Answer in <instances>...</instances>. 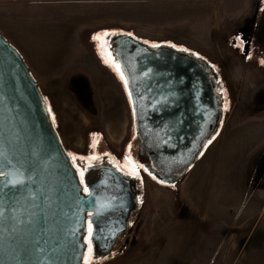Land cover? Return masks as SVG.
Listing matches in <instances>:
<instances>
[{"label":"rangeland","instance_id":"obj_1","mask_svg":"<svg viewBox=\"0 0 264 264\" xmlns=\"http://www.w3.org/2000/svg\"><path fill=\"white\" fill-rule=\"evenodd\" d=\"M25 23L36 24L35 35ZM261 27L264 0H0L2 35L30 52L36 38L33 75L77 168L97 156L128 170L124 157L139 150L127 88L112 64V36L187 49L218 76L221 121L198 163L175 185L142 172L133 231L108 257L87 249L90 264H264Z\"/></svg>","mask_w":264,"mask_h":264},{"label":"water","instance_id":"obj_2","mask_svg":"<svg viewBox=\"0 0 264 264\" xmlns=\"http://www.w3.org/2000/svg\"><path fill=\"white\" fill-rule=\"evenodd\" d=\"M110 43L127 80L138 153L149 160L148 173L156 180L178 184L220 125L218 76L186 52L166 46L150 49L128 35L112 36ZM0 153V170L22 169L30 177L17 188L3 187L0 179L5 217L23 221L0 222V264H83L87 212L95 211L85 199L108 205L90 218L97 259L110 256L119 235L133 231L128 223L141 205L136 179H125L112 166L90 168L85 182L93 196L85 197L39 83L1 33ZM5 158L12 161L11 168Z\"/></svg>","mask_w":264,"mask_h":264},{"label":"snow or ice","instance_id":"obj_3","mask_svg":"<svg viewBox=\"0 0 264 264\" xmlns=\"http://www.w3.org/2000/svg\"><path fill=\"white\" fill-rule=\"evenodd\" d=\"M105 36L108 35V33L104 34ZM128 36H132V33H127ZM93 39H97V37H93ZM105 43H107V41H105ZM145 43H148V41H145ZM172 47H176V45H171ZM152 47H159V45L153 44ZM183 51H188L187 49H182ZM109 54L111 55V52H109ZM193 55H197L196 53H193ZM106 63H108V61H105ZM112 64L115 66L116 71L118 72V74L120 75V78L122 80H124L125 82V86L127 87V80H125L124 77V73L120 70V65L115 61V57L112 58ZM227 107V105H226ZM208 143L210 144L211 141H208ZM95 146V145H93ZM207 145H205L206 147ZM129 148H131V145H129ZM3 153H0V156H2ZM70 156H72L73 160L75 161L77 159L76 156H74L72 153H69ZM105 156H107L108 154L105 153ZM99 157L97 156H91V157H87V159H92V160H96ZM79 159L83 160L86 159V157H79ZM114 159V158H113ZM124 159L128 162L125 167L128 169L126 172H124L125 175L127 176H134L136 178H139V169L144 168V165L142 164H138L137 162L133 161L130 156H125ZM6 163L9 165V167L11 168L12 165V161L11 160H7V158H5ZM112 161H109V163H111ZM89 167H92V165H89ZM115 167L117 168V170L119 171H124L123 168L120 167L119 163H117L115 165ZM145 171H148L146 168L144 169ZM87 171V168L84 169H80L79 170V175H80V185H82V191L85 194V197H92L93 193L90 192L89 186L87 185V183L85 182V175L84 173ZM149 175H151V173H149ZM30 177H26L25 173L22 169H17V168H11L10 171H4V170H0V179L3 180V187L7 188V187H11V188H17L20 187L22 185H24L26 183V180L29 179ZM153 179H156L155 176L152 177ZM160 183H164L163 181H160ZM33 195V194H30ZM34 198V196H33ZM91 204L93 205V207L95 208V211H88L87 212V216L89 217L88 220V238H87V244H88V249H89V253H91L92 251V239L94 237V228H93V224L94 221L92 219H90L92 216L94 215H100L102 214V212L104 210L108 209V205L107 204H99L97 201L95 200H88L85 199V205ZM12 211L14 212L15 209H12ZM5 212L6 209L3 206H0V222H2L5 218L7 220L10 221H14L15 224H22L23 221H19L17 220V218L15 217V215L12 216H8L5 217ZM15 226L13 227V231H15ZM85 264H90V258L86 257L85 258Z\"/></svg>","mask_w":264,"mask_h":264},{"label":"flooded vegetation","instance_id":"obj_4","mask_svg":"<svg viewBox=\"0 0 264 264\" xmlns=\"http://www.w3.org/2000/svg\"><path fill=\"white\" fill-rule=\"evenodd\" d=\"M260 29H262V32H263V30H264V27H261ZM249 35H251L250 34V32H249ZM259 45V44H258ZM260 46V45H259ZM113 51H115V44H113L112 45V48H111ZM61 140V139H60ZM62 142V141H61ZM62 144H63V142H62ZM63 147H64V144H63ZM64 149H65V147H64ZM66 150V149H65ZM66 153H67V155H68V157H69V160H70V163H71V165H72V167H73V169H74V171H75V173H76V176L78 177V179H79V181H80V175H79V170L80 169H84V168H87V170L88 169H90V168H94V167H100V166H104V165H106V166H112V167H114L116 170H117V168L115 167V165L117 164L115 161H113L112 160V158H110V157H102L101 158V160H95L94 162H92V167H89L88 165L87 166H83V165H79V168H77L75 165H74V163H73V161H72V159L70 158V155L68 154V152L66 151ZM133 155V154H132ZM134 156V155H133ZM130 158L133 160V161H135V162H137L138 164H142V165H144V168H141V169H139V175H141V173L142 172H145V173H147L148 175H149V173H148V171H145L144 169L146 168L147 170L148 169H151V165H150V162H149V160L147 159V158H145V157H141L140 156V154L138 153V151H137V154H136V158H132L131 156H130ZM109 161H112L111 163H109ZM122 168V167H121ZM124 169V168H123ZM120 174H122V176L125 178V179H128V180H131V181H133V179H136V181H137V186H136V190H140V192H141V190H142V187H141V184H140V181H139V178H136V177H134V176H127V175H125L124 174V172H126L127 170H125L124 169V171L122 172V171H119V170H117ZM87 172V171H86ZM86 172L84 173V175L86 174ZM149 176H151V177H153L152 175H149ZM166 185H169V184H166ZM133 189V188H132ZM134 190V189H133ZM141 196H142V192H141ZM139 200L140 199H142V198H140V196H139V198H138ZM141 201V200H140ZM136 214V213H135ZM135 214H133V216L135 215ZM133 218V217H132ZM132 221H133V219H130V221H129V223H128V226L130 227L131 225H132ZM125 235H127L126 233H123V234H120L119 235V237H118V239H117V242H118V240L121 238V237H123V236H125ZM87 238H88V230H86V232H85V235H84V239L87 241Z\"/></svg>","mask_w":264,"mask_h":264},{"label":"crops","instance_id":"obj_5","mask_svg":"<svg viewBox=\"0 0 264 264\" xmlns=\"http://www.w3.org/2000/svg\"><path fill=\"white\" fill-rule=\"evenodd\" d=\"M24 26V29L27 31V33H33V35L36 34V24L32 23V24H28V23H25ZM2 34V32H0ZM7 39V38H6ZM8 40V39H7ZM9 41V40H8ZM32 41H33V44L35 45L34 47V51L33 52H30V51H27L28 49L26 47L23 46V48L20 46V47H16V45L14 46L10 41V44L15 47L18 52L21 54V56L24 58L27 66L30 68L31 70V73H32V76L34 77L33 75V68H36V38H32ZM23 45V44H22ZM25 51V52H24ZM31 54V57L33 58L34 61H30V55L29 53ZM27 58L29 59V62L31 63H28L26 60ZM31 65V66H30ZM36 80V78H34Z\"/></svg>","mask_w":264,"mask_h":264},{"label":"trees","instance_id":"obj_6","mask_svg":"<svg viewBox=\"0 0 264 264\" xmlns=\"http://www.w3.org/2000/svg\"><path fill=\"white\" fill-rule=\"evenodd\" d=\"M183 52H184V51H183ZM186 53H188V52H186ZM188 54H190V53H188ZM190 55H191V56H194V55H192V54H190ZM194 57H196V58L200 59L202 62H204V64L206 65V67L209 69L210 74H211L212 76H216V72L212 69L211 65H210L205 59H203V58H199V57H197V56H194ZM216 84H217V90H216V92H217V95L220 97V95H219V87H218V79H217Z\"/></svg>","mask_w":264,"mask_h":264}]
</instances>
